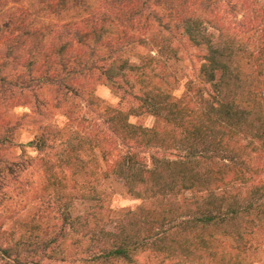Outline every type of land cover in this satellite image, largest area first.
Segmentation results:
<instances>
[{
	"label": "trees",
	"instance_id": "1",
	"mask_svg": "<svg viewBox=\"0 0 264 264\" xmlns=\"http://www.w3.org/2000/svg\"><path fill=\"white\" fill-rule=\"evenodd\" d=\"M5 2L0 0L1 8ZM189 3L34 0L0 19V81H9L7 89L18 87L30 93L34 89L37 97L40 90L48 89L67 99L84 94L90 79L100 80L105 75V82L113 85L116 76L128 81L139 73L135 81L144 92L138 98L157 122L152 128L144 127L128 121L131 113L109 109V124L123 143L135 146L115 158L106 149L105 161L123 180L127 192L141 200L135 209L123 211L115 230L104 228L92 212L77 216L60 212L57 231H51L54 224L31 219L32 224H26L29 238H21L14 245L0 244L4 264L6 260L10 264H43L44 258L57 255L64 260L66 249L61 244L69 234L83 241L85 260L99 264H114L117 258L134 259L145 251L170 264H246L251 240L264 232V93H252L237 67L232 66L240 57V49L228 29L217 24L218 40L212 44L204 34L207 27L202 20L184 13ZM164 12L186 24L184 30L191 41L210 46V57L198 73L211 85L210 97L201 89L190 94V83L183 96L173 99L160 82L154 81L156 74L142 72L143 64L119 61L121 53L114 46L125 41L168 49L166 39L152 33L148 21L168 27L170 22L162 21ZM213 17L218 19L216 14ZM131 73L135 74L131 77ZM7 75L14 80H5ZM66 113L69 120L74 119L72 109ZM46 139L38 137L29 145L35 143L42 149ZM147 146L184 153L160 158L149 166L137 150ZM59 160L56 167L48 158L42 163L48 183L40 199H46L43 204L54 201L55 206L60 203L66 209L69 192L64 176L55 169L73 163L69 156ZM186 192L190 196H185ZM41 205L39 213L43 212Z\"/></svg>",
	"mask_w": 264,
	"mask_h": 264
},
{
	"label": "rangeland",
	"instance_id": "2",
	"mask_svg": "<svg viewBox=\"0 0 264 264\" xmlns=\"http://www.w3.org/2000/svg\"><path fill=\"white\" fill-rule=\"evenodd\" d=\"M4 1L7 3L0 7V19L21 6H29L34 0H17L16 3L10 2L11 0ZM190 2V5L185 7L188 10L184 13L190 12L193 19L202 20L207 27L204 34H207L212 44L218 40L217 24H223L224 29H228L240 49V57L232 66L237 67L242 80L246 81L247 88L252 93H264V0ZM211 12L218 16L216 21ZM161 15H164L163 22H170L166 28L152 20L148 21L152 33L166 39L168 49H161V45L152 43L125 41L114 46V50L121 53L119 61L128 59L132 64H143L142 72L156 74L154 81L160 82L161 88L169 92L173 99L183 96L190 83V94H197L198 89H201L204 96L210 97L213 94L211 85L202 81L198 74L201 65L210 57V46L205 42L196 44L191 41L184 30L186 24L180 19L167 17L165 12ZM49 17L51 18L52 14ZM1 46V49L5 48ZM105 52L108 54L109 50ZM99 54L103 56L102 51ZM134 74L131 73V77ZM3 75L5 74L3 73L2 77ZM103 76L100 80H88L84 94L69 96L67 99L48 89L40 90L39 97L34 89L32 93L29 90H19L18 87L7 89L9 81H0L1 246L14 245L19 243L21 238H29L26 224H32V220L35 223L44 221L46 225L54 224L51 231H57L60 223L56 218L60 216V212H70L72 216L92 212L101 220L104 228L113 231L123 211L135 209L140 204L141 200L135 199L127 192L123 180L108 169V163L105 161V157H108L105 154L106 149L110 150V156L115 158L135 146L131 142L123 143L120 135L109 124V109L131 113L128 117L130 123L148 128L156 125V118L138 98L144 92L143 86L135 81L139 73L128 79L129 82L127 78L116 76V84L112 83L113 85L107 84ZM6 78L12 79L8 75L5 80ZM65 104L71 107L67 109L73 110L74 119H68ZM42 136L47 138L42 144V149H38L35 143L29 145L31 141L36 142L37 138ZM137 150L149 166L160 158H175L184 153L179 149L149 146L137 147ZM67 156L73 164L57 167L55 170L64 176L69 198L66 201V209L60 203L56 205L57 209L53 199V204H43L46 199H40L46 193L42 188L48 183L42 163L48 158L56 167L60 164V157ZM185 196H190L189 192H186ZM39 204L43 211L40 213L37 212ZM32 237L33 235L30 238ZM251 244L245 263L264 264V232L256 235ZM61 246L66 249L64 260L57 255L55 258H44L43 264H99L85 260L87 255L81 248L84 244L78 235L69 234ZM135 257L117 258L114 264H170L162 262L161 256L149 251L140 252ZM2 259L0 253V264L5 263ZM6 264L10 263L6 260Z\"/></svg>",
	"mask_w": 264,
	"mask_h": 264
}]
</instances>
